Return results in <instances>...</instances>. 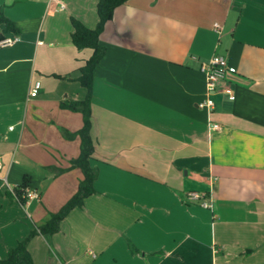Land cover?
<instances>
[{
	"label": "crops",
	"instance_id": "obj_1",
	"mask_svg": "<svg viewBox=\"0 0 264 264\" xmlns=\"http://www.w3.org/2000/svg\"><path fill=\"white\" fill-rule=\"evenodd\" d=\"M97 2L0 0L19 30L0 47V259L82 179L68 169L80 139L62 136L82 115L60 104L87 96L77 79L91 51L72 45L71 18L94 28ZM99 44L96 193L29 242L33 264H264V0H128ZM213 56L232 71L208 93L200 66ZM24 180L36 197L22 206L7 194Z\"/></svg>",
	"mask_w": 264,
	"mask_h": 264
},
{
	"label": "trees",
	"instance_id": "obj_2",
	"mask_svg": "<svg viewBox=\"0 0 264 264\" xmlns=\"http://www.w3.org/2000/svg\"><path fill=\"white\" fill-rule=\"evenodd\" d=\"M128 0H98L96 4L97 22L94 28H88L80 21L71 18V43L78 51L89 50L91 56L83 61L82 67L79 69V77L77 79L80 86L87 91V96L80 102L61 103L62 109L79 112L82 115L83 126L76 133H69L62 130V136L67 139H73L78 136L80 139V153L77 158L70 160L68 169H79L82 179L78 183L76 193L62 206L56 213H48L47 219L41 224H34L28 236L17 243V245L8 251L5 259H0V264H33L32 257L28 251L29 242L36 236H52L60 229V224L74 210L83 207L84 202L90 196L96 193L94 189V181L97 177V169L91 166L94 153V142L92 140L91 130V95L92 85L94 81V70L99 65L105 55V48L99 44V36L102 33L107 22L112 20L114 10L125 4ZM19 30L14 22L8 19L0 9V47L1 42L7 35H17ZM62 78L61 76H55ZM67 169V170H68ZM50 172L55 176L66 169L49 167ZM28 181L15 187L12 192L8 193L10 199H16L22 206L26 204ZM133 249V248H132Z\"/></svg>",
	"mask_w": 264,
	"mask_h": 264
},
{
	"label": "built area",
	"instance_id": "obj_3",
	"mask_svg": "<svg viewBox=\"0 0 264 264\" xmlns=\"http://www.w3.org/2000/svg\"><path fill=\"white\" fill-rule=\"evenodd\" d=\"M16 39L14 38H4L1 42V47L10 46L15 43ZM232 71L230 68L227 59L223 56H213L207 62L202 63L200 66V72L205 76L206 79V89L208 93L214 92L217 88L218 84L225 79L227 74ZM37 91L33 89L30 92V96H35ZM224 94L228 96H232V91L225 89ZM202 107H206L211 109L213 107V101L209 98L203 104H200ZM219 128L218 125H213L212 129L217 130ZM0 170H1V159H0ZM27 200L32 199L35 196L34 193L28 191L27 192ZM188 199L190 201L197 202L201 204L203 207L210 206V200L207 197V194L204 193H189Z\"/></svg>",
	"mask_w": 264,
	"mask_h": 264
}]
</instances>
